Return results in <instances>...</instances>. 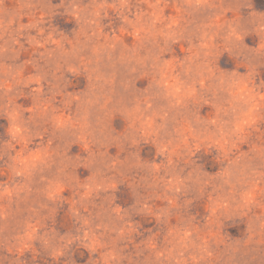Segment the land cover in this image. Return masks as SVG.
Masks as SVG:
<instances>
[{
  "label": "clouds",
  "instance_id": "clouds-1",
  "mask_svg": "<svg viewBox=\"0 0 264 264\" xmlns=\"http://www.w3.org/2000/svg\"><path fill=\"white\" fill-rule=\"evenodd\" d=\"M2 3L3 0H0V4ZM239 6L237 4L235 9L232 6L224 8L211 0H177L175 4L169 3L168 0H88V3H82L81 0H61L60 4L53 6L49 0H28V3L21 7L29 10L27 14L32 18L30 23L14 29V18L4 19L0 16V113L7 117V132L10 137L7 143L0 145V157L8 156L5 170L10 175L9 185H0V199L7 200L9 205L14 197H19L20 192L28 187L33 172L39 166H43L40 168L43 171V168L51 167V164L55 163L53 154L43 143L34 151L29 149L34 138L41 134L35 129L37 114L56 130L91 136L86 119L87 108L99 104L106 95L104 87L107 81L100 73L99 66L102 61L113 62L111 52L121 43L118 39L105 37L101 31V20L108 16L109 10H113L122 21L120 31L137 37V47L129 50L132 55L127 57L128 60L135 59L136 52L145 42L152 44V49L137 63L152 75L155 87L162 90L165 98L175 100V104H170L171 107L179 105L182 99L191 96L196 83H199L201 89L211 91L214 97L222 100L217 105L215 120L199 122L203 127H195L188 132L179 127L167 130L163 123H155L157 117L164 120L167 112L162 116L153 112L151 118H146L151 109L147 100L144 108H141L139 102L132 106L121 101L112 104L107 111L122 110L129 120L128 130L121 137L123 143L135 146L145 139H152L161 146H167L168 152L160 156L163 160L156 163L162 167L153 168L152 163L137 158L136 153H129L127 167L121 165L113 170V165L106 164L105 170L111 172V175L97 170L87 184H78L68 178L66 169L69 162L62 153L57 152L60 167L56 177L47 181L45 196L48 201L55 203L63 197L62 189L71 186L75 195L72 218L79 224L78 234L59 235L52 229L41 233V229H44L43 217H40L38 209H33L36 219L25 222L22 231L0 238L10 246V250L36 239L42 242L50 254L59 258L73 243L78 242L89 253L98 254V259L92 260L91 264H144L139 260L141 251L125 255L121 254L123 249L117 250L115 247L117 240L130 239L132 232L136 230L128 224L132 213L135 212L154 216L166 226L163 240L167 246L159 252L158 260L162 256L166 264H200V261L205 259V254L211 253L207 252V242L201 238L191 219L185 215L184 210L192 201H178L190 191L204 194L209 188L210 193L215 194L210 195V199L218 213L241 209L251 212L260 208L262 211L254 216V222L258 230L264 232V186L257 187L264 185V144L253 148L250 153L244 154V157L227 160V167L219 176L207 179L192 166L194 163L185 164L191 166V170L187 175H182L183 168L177 170L179 163L168 158V153L178 147L182 158L192 161L193 153L199 147L219 141H223L231 153V149L245 131L241 121L251 126L258 118V111L264 109V95H261L264 92V82L259 86L255 83L254 60L245 61L248 64L246 74L231 71L217 75L212 68V62L219 51L231 50L233 46L243 44L246 30L242 29L239 20L221 22L226 11H238ZM169 7L176 10V19L165 15V9ZM59 8H63L64 14L74 18L79 25L76 41L71 43L70 47L65 46L70 42L65 40L64 34L49 22ZM205 8H218L219 12L207 24L190 29L191 21L187 18ZM0 13H3L2 8ZM252 16L253 30L264 35V16H257L255 13ZM33 30L35 35L31 34ZM193 36L198 39V43L193 45L196 49L195 56L190 58L183 71L186 76L195 72L198 79L189 83L182 80L178 74L172 75L175 63L164 60L163 56L171 45L179 41L184 40L191 44ZM22 39L27 48L25 43L21 42ZM86 49L90 55L81 56ZM29 50L32 52L30 58L19 64L15 63L22 53ZM248 51L264 57V42ZM28 67L33 71L25 75ZM66 73L73 77L82 73L88 74L98 89L90 90L89 94L84 95L81 103L85 106V114L77 121L62 118L58 114L59 110L51 107L65 90ZM24 88L31 89V99L38 98L32 114L27 118L25 112L29 113L28 109L17 103V100L25 95ZM229 116L233 118L228 119ZM245 158L246 162L242 164L241 159ZM133 170L143 171L144 175H133ZM16 177L25 178L26 183H12ZM125 178L131 180L136 191L137 198L133 208L118 212L110 199L106 198L101 211H96L93 193L104 191L106 186L111 184H119ZM141 188L143 194L138 191ZM160 200L166 202L159 205L157 201ZM44 207L47 205H40L41 209ZM10 215L9 208L0 210V223L4 224L5 229ZM149 246L155 248L151 241Z\"/></svg>",
  "mask_w": 264,
  "mask_h": 264
},
{
  "label": "rangeland",
  "instance_id": "rangeland-1",
  "mask_svg": "<svg viewBox=\"0 0 264 264\" xmlns=\"http://www.w3.org/2000/svg\"><path fill=\"white\" fill-rule=\"evenodd\" d=\"M60 2L61 0H49L53 6ZM81 2L88 3V0H81ZM168 2L175 4L177 0H168ZM211 2L224 8L232 6L233 9L239 4L238 11H226L221 22L238 19L242 29L246 30L242 45L218 52L212 62L213 70L217 75L231 71L246 74L248 64L245 61L254 60L256 64L255 83L259 86L264 82V57L260 54H253L248 49L259 47L264 42V35L257 34L251 23L253 13L257 16H264V0H211ZM25 3H28V0H3V3L0 4V8L3 9L0 16L4 19L14 18L12 25L14 29L19 25L31 22L32 18L27 14L29 10L21 7ZM218 12V8H205L193 13L187 18L191 21L189 28L195 29L198 25L207 24ZM165 15L176 19V10L173 7L166 8ZM49 22L64 34L66 41L70 42L65 45L66 47L75 43L79 25L74 18L64 14L63 8L57 9V14L51 17ZM177 23L181 22L177 21ZM121 24L122 21L113 10H109L108 16L101 20V31L104 36L118 39L121 43L111 52L113 62L102 61L99 66L100 73L107 81L104 87L106 95L99 104L87 108L86 119L91 136L79 133L74 135L71 131L56 130L50 123H45L39 114L36 115L35 129L41 134L34 138L29 149L34 151L43 143L53 154L55 163H52L51 167L43 168V171L40 170L43 166H39L33 172L28 187L20 192L19 197L13 198L11 205L7 200L0 199V210L7 207L11 213L6 229L4 224L0 223V238L22 231L25 222L36 219L33 209H38L40 217H43L44 229H41V233L52 229L59 235L78 234L79 224L72 218L75 195L72 193L71 186L62 189L63 197L55 203L48 201L45 196L44 189L47 186V181L56 177L60 167V158L56 156L57 152L62 153L65 160L69 162V167L66 169L68 178L78 184H87L95 176L97 170L104 172L105 175H111V172L105 170L106 164L113 165V170L121 165L127 167L129 153H136L137 158L152 163L153 168L162 167L161 164L156 163L163 160V157L160 156L168 152L167 146H161L152 139H145L135 146L121 141V137L128 130L129 120L122 110L107 111L108 107L115 102L121 101L129 106L139 102L141 108H144L147 100V103L151 104V109L146 114V118H151L153 112H157L161 116L167 112V117L164 120L159 117L155 120L156 124L163 123L167 130L179 127L188 132L195 127H203V124L199 122L217 118V105L222 100L214 97L211 91L201 89L199 83L194 84L195 91L191 96L182 99L179 105L171 107L170 104H175V100L165 98L162 90L155 87L152 75L137 63L139 59L148 54L149 49H152V44L145 42L136 52L135 59L128 60L127 57L132 55L129 50L136 48L138 41L134 34L120 31ZM27 34L25 33V35ZM31 34L35 35V31L33 30ZM197 36L192 37L191 44L182 40L171 45L169 51L163 56L164 60L175 63L172 75L178 74L182 80L189 83L198 78L195 76V72L186 76L183 68L190 62V58L195 56L196 49L193 45L198 43ZM21 42L25 43L23 39ZM217 42L219 43V38H217ZM25 47L27 48L26 43ZM31 55V50L22 53L15 63L19 64L30 58ZM88 55L90 52L87 49L81 53V56ZM198 62L196 61V63ZM32 71L33 69L28 67L25 75L31 74ZM66 79L67 84L64 86V92L57 97L51 107L57 108L58 114L62 118L77 121L85 114V106L81 103L84 95L89 94L90 90L98 91V89L95 88L94 80L88 74L82 73L73 77L66 73ZM23 91L25 95H22L17 103L28 109L29 113L25 112V118H27L32 114L34 104L38 103V98L31 99L30 88H24ZM32 91L34 92L35 88ZM45 91H47V86H45ZM223 95L218 94V96ZM261 95H264V92ZM257 116L258 118L251 126L241 121V126L245 131L240 140L236 142L235 147L231 149V153L228 146L223 141H219L199 147L193 153L192 161L183 159L178 147L168 153V158L179 163L177 170L183 168L182 175H187L191 170V166H185V164L194 163L192 166H195L205 179L217 177L227 167V160L244 157V154L250 153L253 148L264 144V109L259 110ZM227 118L232 119L233 117ZM8 126L7 117L4 113H0V145L7 143L10 139L7 132ZM244 162H246V158L241 159V163ZM7 163V155L0 157V185H9L10 183V175L5 170ZM131 174L142 176L144 172L133 170ZM41 177L45 179L42 180ZM12 183L24 184L26 181L23 177H16ZM261 186L264 185L257 187ZM138 191L143 194L142 188ZM210 191V188L204 194L190 191L187 196H181L178 201L180 203L185 199L192 201L185 208V215L191 219L193 227L207 242V252L211 253V255L205 254V259L200 261V264H264V232L259 231L254 222V216L259 215L262 210L255 208L251 212L241 209L235 212L218 213L210 199V195L214 196L215 194ZM106 198L110 199L116 211L123 212L125 209L133 208L137 197L131 180L125 178L119 184H111L106 186L104 191L93 193L92 199L96 211H101V206ZM165 202L160 200L157 201V204L163 205ZM40 205H47V207L41 209ZM173 223H175L174 220ZM128 224L134 226L136 230L132 232L130 239L116 241L117 250L123 249L121 254L125 255L134 254L139 250L142 253L139 260L144 264H166L162 256L159 260L157 259L159 252L167 246L163 240V235L167 231L166 226L154 216L135 212L132 213ZM112 236L114 237L115 234L113 233ZM149 241L155 245V248L149 246ZM95 259H98V254L89 253L78 242L73 243L63 256L56 258L45 249L41 241L36 239L11 250L9 245L0 240V262L2 264H91Z\"/></svg>",
  "mask_w": 264,
  "mask_h": 264
}]
</instances>
